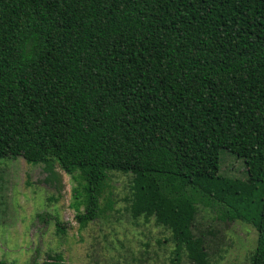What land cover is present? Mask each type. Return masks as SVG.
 Instances as JSON below:
<instances>
[{"label":"trees","instance_id":"16d2710c","mask_svg":"<svg viewBox=\"0 0 264 264\" xmlns=\"http://www.w3.org/2000/svg\"><path fill=\"white\" fill-rule=\"evenodd\" d=\"M20 157L58 194L71 177L79 230L130 175L126 211L170 234L172 264H211L205 211L251 224L264 264V0H0V163Z\"/></svg>","mask_w":264,"mask_h":264},{"label":"rangeland","instance_id":"374dc122","mask_svg":"<svg viewBox=\"0 0 264 264\" xmlns=\"http://www.w3.org/2000/svg\"><path fill=\"white\" fill-rule=\"evenodd\" d=\"M0 169V262L41 264L53 251L62 252L64 264H172L174 245L164 243L170 234L142 219L135 221L126 211L130 175L112 174L109 186L115 210L79 230L76 211L70 206L73 184L64 171V187L58 194L41 182L45 178L42 166L28 164L20 157L2 161ZM219 173L233 179L247 178L243 160L226 150L220 151ZM213 216L214 212L205 211L197 219L200 231H215L207 238L214 252L211 264H250L257 240L255 228L241 221L212 220ZM57 221L65 226L63 237L56 232ZM132 254H143L146 262L133 261Z\"/></svg>","mask_w":264,"mask_h":264}]
</instances>
